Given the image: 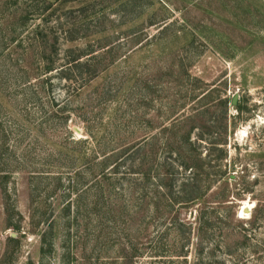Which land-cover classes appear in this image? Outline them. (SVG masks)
Listing matches in <instances>:
<instances>
[{"label":"rangeland","instance_id":"374dc122","mask_svg":"<svg viewBox=\"0 0 264 264\" xmlns=\"http://www.w3.org/2000/svg\"><path fill=\"white\" fill-rule=\"evenodd\" d=\"M37 1L0 0V264H264V0L67 4L51 16L57 33L65 22L82 21L87 5L80 35L93 21L105 29L124 22L107 41L126 58L82 88L85 67L63 74L62 53L48 74L35 75L38 64L28 62V79L1 65L12 50L13 17L39 9ZM29 15L31 29L41 21ZM189 130L204 163L205 228L196 207L173 212L167 223L141 210L131 160L107 192L103 151L118 154L148 132L175 188L184 171L162 147L171 132ZM223 196L228 206L217 207ZM257 204L261 214L250 226L242 209ZM122 249L136 256L122 259Z\"/></svg>","mask_w":264,"mask_h":264},{"label":"trees","instance_id":"16d2710c","mask_svg":"<svg viewBox=\"0 0 264 264\" xmlns=\"http://www.w3.org/2000/svg\"><path fill=\"white\" fill-rule=\"evenodd\" d=\"M76 1L85 2L87 0H56L55 2L38 0L37 3L41 6L39 9H36L35 11L27 10L26 12L21 13L19 17H13L11 26L14 35L11 38V44L9 45L12 50L10 53L2 57L1 65L5 64L7 69L12 68L10 71L13 72L14 78H29L28 74L23 76L25 72L22 71L29 66L28 62H35L38 64L39 67L35 70V75L51 73L56 70L54 67L55 58L59 57L60 53H62L66 66L64 68L66 70H60L63 74H69L72 72L71 69L73 68L77 69L78 67H85L84 72H78V80L81 83L80 88H82L98 77L99 74L107 70L115 62L120 60V58H126V54L118 53L115 44L113 45V43L107 41L109 31L118 26L124 25V22H120L117 25L109 22V28L105 29L104 27L100 28L101 22L93 21L94 24L91 29H89V25L86 24L87 27H85L84 32L87 34L82 33L80 35V32H82V28L84 27V23L81 22L89 18V16L86 15L89 5L82 7L81 13H85L83 19H81L82 21L73 19L68 23L65 22L61 24L58 33L53 30L54 26L49 25L51 16L55 14L56 11L62 10L65 5ZM74 11L75 10L73 9H69L65 14L68 13V15L72 16ZM29 14H36L41 21L31 29L27 23L30 17ZM89 15L91 16V14ZM82 39L87 40L86 48L84 50H74L71 47H67V45L79 42ZM64 46L66 48L61 49V47ZM1 55L2 54H0V56ZM65 76L66 80H72L69 75ZM0 89L2 88L0 87ZM219 104L222 107L225 105V102L220 101ZM238 108L239 107L236 106V109ZM195 120L196 117H192L186 121L191 123ZM192 128L195 129L196 127ZM191 130L181 135H178L176 132H171L170 135L165 137L166 139L163 143L162 151L167 150L171 154L174 152L176 159L179 160V167L184 171L183 179L175 188L173 180L169 178V174L163 173L160 168L157 157L158 146H156L158 139L150 135L148 132L143 134L140 139L131 146L120 149L118 154L115 152L109 153V151H103L102 156L104 157V160L101 162L103 167L99 174L102 175L103 179L106 181L105 187L107 192L111 193V191L114 190L113 180H116L119 175L118 168L128 160H131L132 162H135L132 163V166L135 164L134 173L139 177V183L136 185V189L140 193L139 208L141 210L151 208L152 219L162 218L163 221L167 223L169 220L172 221L171 218H173V212L183 208L196 207V213H198L196 218L200 227L199 229L205 228L207 224L205 225V223H201V217L205 212L208 203L204 197L201 180H199L204 174V163L193 146ZM217 133V136H219V140L221 141L222 132ZM0 145L3 146L2 143H0ZM119 160L123 163H120ZM0 166H2L1 159ZM2 170L3 167H0V173L3 172ZM6 178V175L1 176L2 180H6ZM151 181L152 188L151 184H149ZM150 188L152 189V195L149 193ZM217 200V207L226 208L228 206L226 203L229 201L226 196ZM109 206L110 208L108 207L107 212L112 215L113 206L111 204ZM70 208L71 205H68L65 207L64 211L68 213ZM261 209V206H258V204L255 205L248 218V225H255L260 217ZM242 231H245V229L242 228ZM46 236L45 233H43V242H45ZM243 238L244 240L242 243L244 244L246 235H244ZM9 241H14V239L9 238ZM118 254L122 255V259L136 256L135 251L133 253L132 251L128 252L124 249L120 250Z\"/></svg>","mask_w":264,"mask_h":264},{"label":"water","instance_id":"95a60500","mask_svg":"<svg viewBox=\"0 0 264 264\" xmlns=\"http://www.w3.org/2000/svg\"><path fill=\"white\" fill-rule=\"evenodd\" d=\"M237 99H238L237 95H234V97L231 99V105L232 106H235L236 105ZM251 208L252 207L245 206L242 209V213L244 214L243 216H249L250 213H251Z\"/></svg>","mask_w":264,"mask_h":264}]
</instances>
